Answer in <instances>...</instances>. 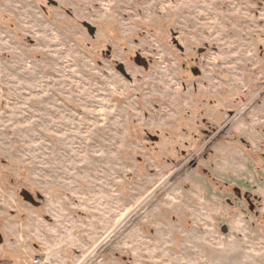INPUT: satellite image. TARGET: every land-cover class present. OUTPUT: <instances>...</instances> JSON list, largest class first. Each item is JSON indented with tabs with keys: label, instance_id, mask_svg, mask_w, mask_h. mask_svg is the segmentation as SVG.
<instances>
[{
	"label": "rangeland",
	"instance_id": "1",
	"mask_svg": "<svg viewBox=\"0 0 264 264\" xmlns=\"http://www.w3.org/2000/svg\"><path fill=\"white\" fill-rule=\"evenodd\" d=\"M0 264H264V0H0Z\"/></svg>",
	"mask_w": 264,
	"mask_h": 264
},
{
	"label": "built area",
	"instance_id": "2",
	"mask_svg": "<svg viewBox=\"0 0 264 264\" xmlns=\"http://www.w3.org/2000/svg\"><path fill=\"white\" fill-rule=\"evenodd\" d=\"M39 260H40L39 258H35V259H34V262H35V263H38Z\"/></svg>",
	"mask_w": 264,
	"mask_h": 264
}]
</instances>
